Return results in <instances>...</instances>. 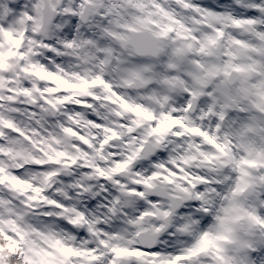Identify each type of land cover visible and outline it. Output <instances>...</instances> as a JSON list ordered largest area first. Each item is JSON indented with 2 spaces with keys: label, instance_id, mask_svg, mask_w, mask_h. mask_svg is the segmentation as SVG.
I'll list each match as a JSON object with an SVG mask.
<instances>
[{
  "label": "snow or ice",
  "instance_id": "1",
  "mask_svg": "<svg viewBox=\"0 0 264 264\" xmlns=\"http://www.w3.org/2000/svg\"><path fill=\"white\" fill-rule=\"evenodd\" d=\"M23 2L7 6L0 2V155L8 154L4 151L6 134L25 141L39 134L38 129H23L18 116L41 126L51 119L52 128L77 144L88 143L82 127L115 136L102 111L112 105L119 109L114 112L116 117H133L129 124L121 125L128 132L134 130L131 125L153 123L150 134L172 133L184 141L179 147L204 164L230 165L241 177L247 176L249 169L264 167V30L257 27L264 24V0H174L175 8L166 6L164 0H95L102 10L97 12L101 20L105 16L117 23L130 19L138 28L157 29L158 38L171 39L175 45L165 69L154 75L158 82L162 77L163 84L179 88L183 99L159 115L121 95L105 76L93 70L97 65L70 71L73 66L54 60L51 51L48 59L33 60L39 54L30 43L25 45L26 33L15 27L29 15L21 8ZM6 18L15 19L6 22ZM97 50L107 55V49ZM96 59L86 57L84 63ZM107 62L100 61L101 71ZM131 76L140 79L138 73ZM234 84L238 87L233 88ZM196 101L199 115L192 119L188 113ZM18 104L23 108L16 107ZM47 138L59 142L56 135ZM5 183L8 191L24 199L17 203L15 197L0 194V264H200L202 257L218 252L216 240L220 237L207 232L183 246L142 249L112 243L121 239L116 226L101 225L97 230L88 223L87 236L95 238L89 240L77 231L84 213L56 201H50L49 207L75 213L76 218L57 215L59 231L55 225L41 228L26 220L27 210L33 209L35 202L26 191L30 183L19 173L0 177V191ZM249 215L262 222L255 214Z\"/></svg>",
  "mask_w": 264,
  "mask_h": 264
},
{
  "label": "clouds",
  "instance_id": "2",
  "mask_svg": "<svg viewBox=\"0 0 264 264\" xmlns=\"http://www.w3.org/2000/svg\"><path fill=\"white\" fill-rule=\"evenodd\" d=\"M0 2L7 6L17 0ZM164 2L176 7L174 0ZM21 8L29 15L15 27L26 33L25 45L30 43L39 54L33 60L44 61L51 51L54 60L73 66L70 71L97 65L93 70L105 76L121 95L157 115L183 99L179 88L163 84L162 77L158 82L154 75L165 69L175 47L171 39L158 38L157 29L138 28L130 19L117 23L105 16L101 20L97 12L102 10L95 0H24ZM9 19L15 18H6V22ZM257 27L264 30V24ZM98 47L107 49V55ZM92 56L97 59L85 64L84 59ZM104 59L108 62L101 71L99 63ZM132 73H138L140 79H133ZM198 109L196 101L188 115L195 119ZM102 111L106 126L116 135L82 127L87 144H77L74 138L59 133L51 127V119L41 126L27 117H16L23 129H38L39 134L32 135L31 141L5 135L4 151L8 154L0 155V177L19 173L30 183L26 191L35 202L33 209L27 210V222L41 228L55 225L59 231L57 215L76 218L75 213L49 207L50 201H56L84 213L77 231L85 236L88 223L97 230L101 225L116 226L121 239L112 243L150 249L183 246L207 232L220 237L216 240L218 252L202 257L200 264H264V167L249 169L247 176L241 177L230 165L192 159V153L178 146L184 141L172 133L150 134L153 123L131 125L134 130L130 133L121 125L129 124L133 117H116L114 112L119 109L112 105ZM50 134L59 142L48 139ZM0 194L15 197L17 203L24 199L8 191L7 183ZM249 213L262 222L252 220Z\"/></svg>",
  "mask_w": 264,
  "mask_h": 264
}]
</instances>
